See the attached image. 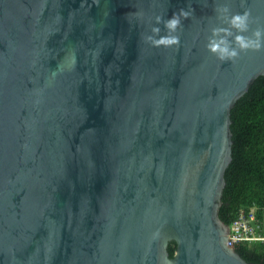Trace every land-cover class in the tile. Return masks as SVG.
I'll return each instance as SVG.
<instances>
[{"label": "water", "instance_id": "obj_1", "mask_svg": "<svg viewBox=\"0 0 264 264\" xmlns=\"http://www.w3.org/2000/svg\"><path fill=\"white\" fill-rule=\"evenodd\" d=\"M181 8L178 45L146 40ZM245 10L264 28V0H0V264H262L218 209L264 48L206 47Z\"/></svg>", "mask_w": 264, "mask_h": 264}, {"label": "trees", "instance_id": "obj_2", "mask_svg": "<svg viewBox=\"0 0 264 264\" xmlns=\"http://www.w3.org/2000/svg\"><path fill=\"white\" fill-rule=\"evenodd\" d=\"M230 120L231 160L224 172L218 216L230 225L240 208L254 207L264 234V74L235 101ZM175 245L174 240L168 243L171 256ZM234 249L247 261L264 264V240L241 241Z\"/></svg>", "mask_w": 264, "mask_h": 264}, {"label": "clouds", "instance_id": "obj_3", "mask_svg": "<svg viewBox=\"0 0 264 264\" xmlns=\"http://www.w3.org/2000/svg\"><path fill=\"white\" fill-rule=\"evenodd\" d=\"M217 12L220 9L216 10ZM223 11L227 12L225 7ZM194 9L185 10L184 8L174 12L171 18L164 19L157 17V25L163 24L167 30L166 34L160 35L161 29L156 26L152 28L153 35L147 36L146 40L150 41L154 46H172L178 45L180 42L179 35L175 34L177 29L182 28V20L188 19L193 15ZM249 18L250 12L245 10L243 12L234 13L229 18L228 28H214L212 29L213 37L220 36L219 39H210L206 47L215 54L221 61L234 60L241 52L248 50H260L264 48V28H257L251 32V35H246L249 32ZM232 29L237 31L234 37L235 47L225 37L232 36Z\"/></svg>", "mask_w": 264, "mask_h": 264}, {"label": "built area", "instance_id": "obj_4", "mask_svg": "<svg viewBox=\"0 0 264 264\" xmlns=\"http://www.w3.org/2000/svg\"><path fill=\"white\" fill-rule=\"evenodd\" d=\"M254 207L240 208L235 219L228 225L226 243L234 247L241 241L264 240L255 216Z\"/></svg>", "mask_w": 264, "mask_h": 264}]
</instances>
